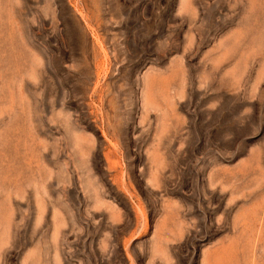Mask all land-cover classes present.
Wrapping results in <instances>:
<instances>
[{
	"label": "rangeland",
	"instance_id": "374dc122",
	"mask_svg": "<svg viewBox=\"0 0 264 264\" xmlns=\"http://www.w3.org/2000/svg\"><path fill=\"white\" fill-rule=\"evenodd\" d=\"M0 264H264V0H0Z\"/></svg>",
	"mask_w": 264,
	"mask_h": 264
}]
</instances>
